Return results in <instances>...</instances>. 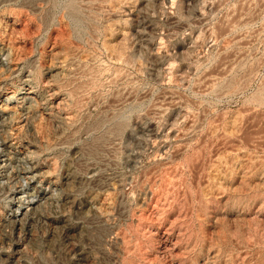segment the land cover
<instances>
[{"label": "rangeland", "instance_id": "1", "mask_svg": "<svg viewBox=\"0 0 264 264\" xmlns=\"http://www.w3.org/2000/svg\"><path fill=\"white\" fill-rule=\"evenodd\" d=\"M0 264H264V0H0Z\"/></svg>", "mask_w": 264, "mask_h": 264}]
</instances>
